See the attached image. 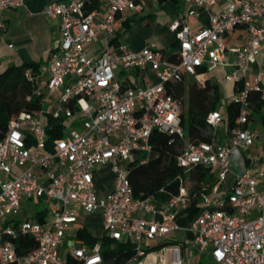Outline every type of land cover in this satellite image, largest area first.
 <instances>
[{
    "label": "built area",
    "instance_id": "obj_1",
    "mask_svg": "<svg viewBox=\"0 0 264 264\" xmlns=\"http://www.w3.org/2000/svg\"><path fill=\"white\" fill-rule=\"evenodd\" d=\"M183 2V16L169 25L177 43L171 54L152 41L139 51L122 41L141 0L48 3L43 15L58 22L59 41L39 73L24 72L39 108L18 113L0 140V264H107L101 241L78 234L93 215L101 217L100 237L131 246L121 264H203V257L205 264H264V169L249 157L252 148L264 149V134L252 126L248 98L264 78L259 72L249 80L264 46V0ZM24 5L0 0V31L3 14ZM202 11L207 23L196 26ZM100 37L104 47L90 53ZM199 68L224 69L225 80L242 88L225 103L239 106L233 125L211 112L212 141L193 143L181 124L182 102L166 84ZM49 120L61 126L51 144ZM154 130L183 141L177 190L156 193L165 200L136 197L127 168L138 153L146 154L139 164L148 161ZM103 166L113 189L98 195ZM200 168L213 182L196 184L191 175ZM176 235L180 242L170 239Z\"/></svg>",
    "mask_w": 264,
    "mask_h": 264
},
{
    "label": "trees",
    "instance_id": "obj_2",
    "mask_svg": "<svg viewBox=\"0 0 264 264\" xmlns=\"http://www.w3.org/2000/svg\"><path fill=\"white\" fill-rule=\"evenodd\" d=\"M166 0H159L164 2ZM128 23H125L127 30ZM171 46L177 48L174 38L171 40ZM175 56L168 57V60H175ZM40 63H23L21 65H10L0 73V140L7 125L21 111H36L39 108V96L32 95L33 86L26 79L24 72L32 69L34 73L40 72ZM204 68L197 69L194 75L185 77L176 82L166 84V93L182 102L181 124L185 131L187 140L193 143L211 142L213 139L212 130L207 125L206 118L209 113L220 111L223 114L224 121L228 126H232L236 119L239 106L237 104H225L223 108L221 92L217 84H214L206 76ZM242 88V83L234 85V94ZM31 96L28 101L27 97ZM186 98V101H185ZM250 120L258 121L264 127V96L261 91H254L249 94ZM185 104V110L184 108ZM53 125L47 129L48 143L51 144L61 135V126L49 120ZM152 152L148 161L141 165L139 160L145 159L146 154L138 153V156L131 158L127 163L129 171V180L136 197H147L156 195L159 200H165L166 195L156 194L160 189L167 192H175L178 187L177 175L180 168L176 164V157L183 147V141L160 133L154 130L151 134ZM196 184L200 182H213V175L208 169L200 168L198 174L191 175ZM197 207L192 206L190 218L197 212ZM38 221H42V216H38ZM79 237L85 239L88 243H94L100 240L102 243V254L107 264H121L125 250L131 246L129 244L119 243L105 237L93 235L92 231L86 226L79 229ZM30 241L32 246L34 242L31 238H25Z\"/></svg>",
    "mask_w": 264,
    "mask_h": 264
},
{
    "label": "crops",
    "instance_id": "obj_3",
    "mask_svg": "<svg viewBox=\"0 0 264 264\" xmlns=\"http://www.w3.org/2000/svg\"><path fill=\"white\" fill-rule=\"evenodd\" d=\"M53 1L63 0H25L23 7L6 11L3 14L2 21L5 28L0 31V73L10 65H21L30 62L40 63V71L46 65L50 51L59 41L58 22L43 15L48 3ZM140 4L141 13L130 15L127 21L129 28L121 37L122 41H125L124 43L132 51L141 50L146 42L151 41L146 38L141 39V35H139L140 28L145 27L146 30L150 26L156 28L169 27L173 21L180 19L185 12L183 0H166L164 2L141 0ZM206 23L207 13L202 11L201 20L196 22V26L205 25ZM172 39L173 35L171 34ZM230 42L235 43L234 39H231ZM103 47V39L100 37L89 46V52L99 51ZM259 72L264 73V46H262L256 61L249 66L250 82H253V78ZM259 86L262 96H264V78L261 79ZM98 180L99 171L96 176L98 195H104L113 189V181L109 188L99 189ZM86 227L90 229L87 223ZM93 235L95 234L93 233Z\"/></svg>",
    "mask_w": 264,
    "mask_h": 264
},
{
    "label": "rangeland",
    "instance_id": "obj_4",
    "mask_svg": "<svg viewBox=\"0 0 264 264\" xmlns=\"http://www.w3.org/2000/svg\"><path fill=\"white\" fill-rule=\"evenodd\" d=\"M171 31L169 27H147L145 30V27L140 28L139 35H141V39L146 38L148 40H151L155 42L159 49L166 54H171L172 52H175V48L171 46ZM125 42V41H123ZM126 44V43H125ZM225 70L218 68L215 69L212 72L206 73V77L209 78L214 84H217L222 97V105L223 108L225 107V103L227 100H230L234 97L233 92V83L228 82L225 80ZM152 81L154 80V77H151ZM186 101V98H185ZM185 110V104L184 108ZM253 128L257 130L259 133L264 134V127L261 126V124L258 121H253L252 124ZM217 133L219 136H222L223 131L218 128ZM249 157L256 163V168L264 169V163H260L261 160H264V149L259 148H252L249 153ZM232 172L240 173L239 167L232 165L231 168ZM99 171V180H98V188L99 189H105L109 188V186L112 184L113 181V175L110 171L109 166H104L98 169ZM87 225L89 228L93 231V233L97 236H102L104 234V227L101 221V217L98 215L88 216L85 218ZM173 241L180 242L182 239L176 235L170 238ZM203 264L207 262L206 258L203 257L202 259ZM196 264H199L196 262Z\"/></svg>",
    "mask_w": 264,
    "mask_h": 264
}]
</instances>
